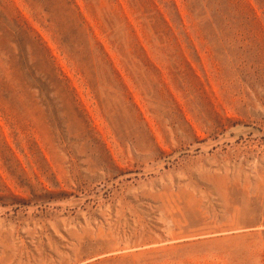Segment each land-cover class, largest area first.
Returning <instances> with one entry per match:
<instances>
[{
    "label": "rangeland",
    "instance_id": "374dc122",
    "mask_svg": "<svg viewBox=\"0 0 264 264\" xmlns=\"http://www.w3.org/2000/svg\"><path fill=\"white\" fill-rule=\"evenodd\" d=\"M0 264H264L259 0H0Z\"/></svg>",
    "mask_w": 264,
    "mask_h": 264
},
{
    "label": "trees",
    "instance_id": "16d2710c",
    "mask_svg": "<svg viewBox=\"0 0 264 264\" xmlns=\"http://www.w3.org/2000/svg\"><path fill=\"white\" fill-rule=\"evenodd\" d=\"M260 1V4L262 5V7H264V5H263V1L262 0H259Z\"/></svg>",
    "mask_w": 264,
    "mask_h": 264
}]
</instances>
